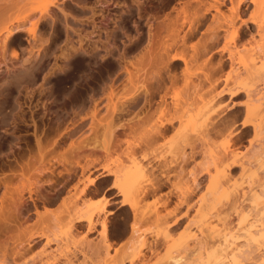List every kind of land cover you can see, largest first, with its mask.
<instances>
[{
    "label": "rangeland",
    "instance_id": "374dc122",
    "mask_svg": "<svg viewBox=\"0 0 264 264\" xmlns=\"http://www.w3.org/2000/svg\"><path fill=\"white\" fill-rule=\"evenodd\" d=\"M42 1L19 5L18 12H15L16 7H12L13 13L8 8L7 15L0 1L1 14L5 15L0 16V26L4 23L1 28ZM56 1L57 6L51 7L50 16L45 17L35 31L32 23L39 14L29 16L30 21L23 22L24 33L17 34L0 49V206H8L9 196L15 198L17 192H23L27 206L22 213L24 225L21 228L28 230L29 227L30 232L35 229L45 237L25 252L11 256V245L14 246L11 241L22 237L19 233L15 238L18 232L14 236L17 231L14 228L3 232L0 234V264H62L61 256H76L74 264H103L104 256L113 258L125 254L131 215L127 208L119 207L121 198L115 191H107L112 177L98 178L87 194L76 201L79 205L87 198L97 203L108 199L110 213L106 221L112 241L108 253L104 250L99 225L88 233L85 224L76 223L72 233H65L66 236L63 232L66 230L55 225L66 210L71 209L82 182L97 176L101 166L106 170L128 166L131 152L137 159L147 156L142 163L147 166L149 176L142 179L141 185L149 190V196L140 202L139 209L146 214L154 210L161 215L175 213L162 224L149 221L139 227L141 237L136 239V246L146 241L151 246L154 244V250L141 249L145 259L135 264H170L169 258L177 256L183 257V264H198L192 255L198 233L189 223L196 210L210 206L215 212L223 210L224 215L228 213L226 222L235 225L237 214L232 207L227 208L229 202L251 210L254 204L241 196L242 189L264 175V157L261 165L253 161L255 155L264 153L262 10L257 12L251 0L243 1L238 18L234 17L227 0ZM213 5L218 7V12ZM4 17L8 20L4 21ZM241 19L251 20L244 23ZM234 31L238 37L232 41ZM203 43H207V49ZM172 56H182L185 61L171 62ZM138 59L141 60L139 65ZM161 61L168 62L169 66L164 68ZM128 62L134 63L135 68ZM242 80L247 86V90L243 87L242 91L250 90L252 99H257L258 104H255L263 110L258 111L261 115L257 117L246 112L248 94L243 92L233 99L229 96L231 91L245 86ZM237 82H242L239 87ZM142 84H146L148 93H143ZM134 94L136 98L129 104ZM211 99L214 100L210 111H205L207 115L202 118L198 115L200 121L197 118V123L188 124L187 115L196 114L200 105ZM190 103L193 105L187 110ZM112 109L122 111L109 117ZM182 113L184 117L175 118L163 138L148 146L144 144L153 126ZM145 116L147 120L143 119ZM246 120L257 126L256 134L249 125L242 126ZM120 125L124 128L116 129ZM207 126L214 129L210 141L203 144L201 139L210 128ZM111 129H115V136L105 150ZM178 129L195 143L197 151L191 160L192 152L181 141L184 137L178 135ZM36 136L40 137L46 151L49 150L40 161ZM73 148L75 153L71 155ZM53 150L56 153L53 154ZM56 150L65 151L67 160L60 152V161L67 162L56 161L60 158ZM182 150L189 154V159H182ZM68 161L88 170L81 173L80 167L75 166L76 170L68 178L64 172ZM26 162L29 164L23 171L19 164ZM213 162L217 164L214 167ZM205 166L209 173H200ZM93 167L100 168L94 171ZM36 172H41L40 176ZM194 178L196 187L192 185ZM151 179L158 183L156 190H151V182L155 183ZM29 191L39 216L32 213L34 205L27 198ZM186 213L187 218L180 226L170 233L165 232L173 219ZM210 222L218 223L214 217ZM122 225L127 228L123 234L119 233ZM46 240L51 243L43 247ZM260 253L254 252L253 257L264 256L263 251ZM204 254L203 251L202 256ZM256 257L253 259L257 262ZM254 260L246 263L253 264Z\"/></svg>",
    "mask_w": 264,
    "mask_h": 264
},
{
    "label": "bare ground",
    "instance_id": "6f19581e",
    "mask_svg": "<svg viewBox=\"0 0 264 264\" xmlns=\"http://www.w3.org/2000/svg\"><path fill=\"white\" fill-rule=\"evenodd\" d=\"M0 1L3 5L2 10H4L5 11L4 14H6L10 10L13 13V10L15 11V9L17 7H19V5H21V7H23V6H25L26 3L28 4L30 2L29 4H32V3L36 2L37 0H31V1H29V0H0ZM227 1H229L230 4L232 5L230 7V10L235 15L234 17L238 18V11L240 9L241 4H243L244 0H227ZM57 2L58 1H56V0H44V1L40 2L36 8L30 9L29 11L22 13V15L19 18H16L14 20V22L9 23V25H7L8 24L7 23L6 24L7 26L5 25L3 28H1L4 25V23H2L0 26V28H1L0 29L1 30L0 31V45H2V46H0V49H1V47L5 46L8 43V41L11 40L12 38H14L17 34L24 33L25 28H24L23 22H25L26 20L30 21V19H28L29 16H31L32 14H39L37 20H35V22L32 23V29H33V31H35V28L37 27V25L43 19H45V17H47L48 15L50 16L49 13H50L51 7L52 6L56 7ZM251 3L255 6V9L257 12L259 11L261 13V10H262V12L264 14V0H251ZM12 7L13 8L16 7V8L13 9ZM212 8L213 9L215 8V11L218 12L217 6H214ZM17 10H19V9L17 8L15 12H18ZM21 10H23V9H20V11ZM1 13H3V11L0 12V16H5ZM5 20H8V19L5 18L4 21ZM4 21H2V22H4ZM242 22L245 23V21H243V20H242ZM237 37H238V33H237V31H234V36H233L232 41H234ZM182 42H183V40H182ZM205 44H207V43H205ZM205 44H204V46H205ZM29 46H30V44H29ZM201 47H203V45H201ZM205 48H206V46H205ZM205 48H204V50L207 49V48L206 49ZM165 50L166 49H164L163 52H165ZM202 53H203V51H202ZM163 61H161V66H164V68L165 67L167 68L169 66L168 62H163ZM170 61L171 62H173V61L184 62L185 59L182 56H172ZM139 62H141L140 59H138L136 61L137 64ZM128 64H130V63L128 62ZM148 65L151 66V64H148ZM130 66H134V63L132 64V62H131ZM159 66H160V64H159ZM133 68H135V66ZM152 68L153 67H151V69ZM124 69H126L125 66H124ZM139 69H141V68H139ZM207 69H208V67H207ZM157 71H155V72L157 73ZM140 72H142V71H140ZM153 73H152V75H153ZM207 76L208 75L206 74L204 77L207 78ZM207 80L209 81L208 78H207ZM240 83H242V82H240ZM240 83H238V82L236 83L237 87H239L241 85ZM242 84H245V86H241L242 87V88H240L241 90L240 89L238 90V88L235 87L236 88L235 91L233 89H231V90H233V91H231V93L227 92V93H224L223 95H227L229 93L230 98L233 99L234 97H236L237 95H239L241 93L242 94L245 93V95L248 94L249 95L248 97L250 99H248L249 101L247 102V104L245 103L246 112L250 113V115H255V117H257V114H260V113H258V111H263V110H260L259 107L255 104V103H257V99H255V100L252 99V95H251L252 93H250V90L249 91H242L243 87L245 88V90H247L246 89V87H247L246 83L244 82ZM145 85L144 84L141 85L142 91H143V93H148L149 90L145 87ZM219 96H221V95H219ZM135 98H136V95L134 94L131 97L129 104L131 102H133ZM213 100L214 99L203 102L204 104L200 105L201 107H200V109H198L196 111V114L187 115V117L189 119L188 124L189 123L193 124V122L195 124V121L197 120V118L199 120V118H200L199 116H201V118L205 117L204 115H207V114H205V113H207L205 111L210 109L209 107H210V104ZM232 102H234V101H232ZM125 105H126V103H125ZM192 105L193 104H191V103L188 104L187 110H189V108ZM121 111H122L121 109H119V110L112 109L111 111L108 112V113H110L109 117H111L112 114L114 115V114L121 112ZM208 111H210V110H208ZM184 115L185 114L182 113V115H180V116L171 118L169 120L160 121L159 124L153 126V128H151V130L146 135L147 136V139H146L147 143L145 142L144 144H147V146H148V143H152V142L154 143L156 140H158V138L159 139H160V137L163 138L164 133H166L167 131H169L171 129L170 126L172 125L173 120L175 121V118H176V120H178L179 118L184 117ZM149 117L150 116H148V118ZM258 117H259V115H258ZM143 119L147 120L146 116ZM206 119H207V117H206ZM197 122L198 121H196V123ZM252 122L253 121H251V120H246L242 123V126L249 125L250 127H252L253 132H255L257 126ZM179 123H181V121ZM122 127L123 126L120 125L119 127L117 126L116 129H119ZM207 127H210V128L206 129V133L203 136V139H201L202 141L200 140L201 143L203 142V144H207L208 141H210V139H211V138L209 139L210 133L214 129L211 126H207ZM180 128H181V126H180ZM114 131H115V129H111L108 131V134H109L108 138L109 139H108V143L104 147L105 150H108V148L110 146L109 141H110L111 137L113 138V136H115ZM177 133L179 136L181 135L180 137H184L181 139V141L186 143V147H188L189 150H191L189 152H192L190 154L191 156H189V154L187 155L186 152L182 150L183 151V152H181L182 159L187 160L190 158V160H191L192 159L191 157L197 151V150L195 151V149H196L195 143L192 141V139L189 136H183L182 135V129H178ZM255 134H256V132H255ZM229 135H231V134H229ZM114 139H115V137H114ZM34 140H35V145L37 148L36 149L37 156H38V159L40 161L43 158V156L45 155L44 152L47 149H45L46 147L44 144H43L44 146L42 145V142H41V139L39 136L34 137ZM114 142H112V144H114ZM51 145H53V143ZM137 146H139V145H137ZM46 152H49V150ZM53 152H54V150L52 151V153ZM60 152L61 153L63 152L62 153L63 157L66 155V154L64 155V152H65L64 150L60 151ZM60 152L57 151L58 154H56V155H59L58 157H60V158H57L56 161H58V163L64 164L67 161H65V162L60 161V159L62 158L60 155L61 154ZM72 152L75 153L74 148L72 151H70L69 154L72 155ZM54 153H56V152H54ZM133 153L134 152H131L129 154L130 161H129L128 166L124 167L123 165H121L116 170H113V169L106 170L105 167L101 166V168L99 167L101 172L98 173L97 176H95L93 178H87L85 183L80 180L83 183V186L79 190L78 194H76L77 196L74 195L73 198H75V199H73L74 202H72L74 204L71 203L72 207L71 206L68 207V209L70 207H71V209H69V211L66 210L67 212L64 215V217L62 219H60L58 221V223L55 225L56 228L60 229L62 227L63 230H66L63 232H64V234L67 233L68 235L72 233V230L75 228L76 223L85 224L86 225V232H88V233L92 230H95L96 225H99V227H100L99 234L101 236L102 242L104 243V250L106 253H108V250L111 248V242H112L111 239L109 238L110 235H109V231H108V223L106 221V215L110 213V211L107 209V205L109 204L108 199L104 198L103 201L101 200L102 202L100 201V203L99 202L97 203V201H94V200L87 198L84 201H82V203H80L79 205H77L79 202L77 203L76 201L81 200L80 197L87 194V190L89 189V187L94 185L98 178H100V177H112V182H111L110 186L107 188V191L108 190L109 191L114 190L116 195L121 198V200L119 201V207L127 208V210L129 211V213L131 215V220H130V224L128 225V235L130 236L129 240H128L129 242L127 243V246H126V252L125 251L123 252L125 254H122V256H119V257L115 256L113 258H109V256H104L106 259H103L104 257L101 258L107 264H123L125 261L128 262L127 264H135L136 262L141 261L142 259H145V255L143 254V252H141V249L147 248V249H149L150 252H153L151 250H154V249H152L154 244L151 246L148 242L143 241L139 245L136 246V243H137L136 239H138V237L139 238L141 237V234L139 232V227L143 223H146L149 221H153L156 224H162L167 220V218H169L175 214L174 212H169V213H166L165 215H161L156 210L152 211L149 214H146L142 210L139 209L140 202L149 196V190L145 189L141 185L142 179L145 178L146 176H149V173H148L149 171H148L147 166L143 165V163H142L143 160H146L145 158L147 156L144 155L141 159H137ZM259 155H262V153H259ZM188 156H189V158H188ZM255 156L253 157V158H255V160L252 158L253 161L255 163L261 165L263 163L262 158L264 157V153L262 156H257V157H255ZM31 159H33V157ZM63 159H65V157ZM65 160H67V159H65ZM41 163H44V161ZM28 164L29 163H27V162L25 164L21 163V164H19V167L21 168V170H23V169H26L28 167ZM66 164H67L68 168H64V170H65L64 172H65V174L68 175V178H69L70 174L74 173L75 168L73 169V167H75V166L80 167V172L82 171L81 173L86 171L84 169L88 170L87 167L83 168V166L81 167L80 164L75 163L76 164L75 165L73 163L72 165H74V166H72L70 164V162L66 163ZM90 164L92 166V163H90ZM90 164L87 166H90ZM214 165H217L216 162L215 163L213 162V167H214ZM207 166H205L206 168H202L200 173H209ZM99 168H94L93 170L97 171V170H99ZM228 169L229 168H227V171H228ZM41 172H44V171H41ZM41 172H39V174H41ZM46 172H48V171L46 170ZM51 172L52 171H50L49 174L53 175V173L51 174ZM36 173L38 174V172H36ZM59 175H60V173L58 174V176ZM37 178H38V176H37ZM49 180H51V178ZM152 181H154L155 183L151 182V185H150L151 190H153V189L156 190V188H158V183L156 180H152ZM3 182H5V181H3ZM49 182H47V183L49 184ZM192 185H193V187L197 186L196 178L193 179ZM248 185L249 186H247L245 189H242L241 196H243L244 199H247L249 201V204H251V205L254 204L251 207L252 208L251 210H253V211L248 210V209L245 210L246 208H241L240 207L241 205L238 206V204H235L234 202L230 203L228 201L229 205L227 208L232 207L233 208L232 210L237 214V216H236L237 221H235V225L232 226L231 223L226 222V220H227L226 217L228 214L227 212H225V215H226L225 216L223 210H220V209L217 210L216 209V212H215V209H213V207H211V206H210V208H206V209L205 208H202V209L198 208V210H196V212L194 213L195 214L194 218L189 220L191 227L192 226L196 227V230L198 233L197 235L200 236V237H198V236L196 237L198 239H195L196 240L195 249L192 252V255L196 257V261L198 262V264H241L243 261H244L243 263L245 264L246 262L248 263L250 260L251 261L254 260L253 258L256 257V256L253 257L254 252H259V253L260 252L262 253V251L264 252V175H262L260 178H257L256 181L252 182V184H248ZM39 186H40V184H39ZM75 189H77V188H75ZM34 195H36V194H34ZM227 196H230V195H227ZM5 198H3V199H5ZM27 198L29 201H31L32 205H34L33 206L34 212H32V213L35 214L36 216H39L40 214L38 213V210L35 207L34 199H32L33 197H31L30 191H29V195ZM228 199H229V197H228ZM233 201H234V199H233ZM8 202H9L8 206H6V204H5L6 207L0 206V234H2L3 232H4V234H5V232L8 233L9 231H12V228L17 230V231L15 230L16 232L14 233V236L18 232V235H16L15 238L19 237V233H20V236L22 237L21 240L19 237L18 240L14 239L17 242L13 241V240L11 241V244L13 242L14 246L11 245V247H13V250H10L11 251L10 255L14 256V255H19L20 253H22V251L25 252V250L30 249L33 245L37 244V242L40 241L41 239L45 240V237L40 232H38V231L36 232L35 229L33 230V227H32V229L30 227V229L35 231V232L28 231L29 230L28 226H26V227H28V230L25 229V227L21 228L22 225H24V224H22V223H24V222H22V220H24V216H22V213L26 209V206H27V200L24 197L23 192H17L15 198H12L11 196H9ZM185 202H186V200L184 201V203ZM2 203L3 202L1 201V204ZM3 207H5V208H3ZM214 207H216V206H214ZM65 209H66V207H65ZM212 209H213V212H212ZM46 210L47 209H44V213L47 212ZM213 217H214V219H216L218 221L217 224H212L210 222V220ZM20 218H23V219L20 220ZM185 218H187V213L184 214V216H182V217H179V218L177 217L176 219H173V221L171 223H169L168 227H166L165 232L170 233L171 230L180 226L182 221ZM62 223H64V225ZM187 225H188V223H187ZM188 227H189V225H188ZM119 229H120L119 233H121V234L127 232V228L125 225H122ZM67 234H65V236ZM146 234H149V233H146ZM50 243H51L50 241L46 240L44 245H42V246L45 247ZM92 250L97 251L98 249L92 248ZM124 250H125V248H124ZM203 251L206 252V254H204L205 256L204 255L202 256ZM1 253L3 255L5 254L3 252H1ZM8 255H9V253H8ZM256 255H257V253H256ZM61 257L63 258L62 264H74L73 258H76V256L75 257L74 256H61ZM257 257H258V255H257ZM257 257H256V260L258 259L257 262L254 260L255 263L254 262H252V263L253 264H264V256H259V258H257ZM169 261H170V264H183V262H184L182 256L171 257V258H169ZM104 262H103V264H105ZM81 263H79V264H81ZM56 264H57V262H56ZM249 264H251V263H249Z\"/></svg>",
    "mask_w": 264,
    "mask_h": 264
},
{
    "label": "crops",
    "instance_id": "0c3cea01",
    "mask_svg": "<svg viewBox=\"0 0 264 264\" xmlns=\"http://www.w3.org/2000/svg\"><path fill=\"white\" fill-rule=\"evenodd\" d=\"M250 2V1H249ZM247 17V13L245 14V16L243 17L244 19ZM243 19H241L240 21H242ZM250 20L251 19H248L247 21H245V22H247V23H250ZM244 21V20H243ZM173 62H176V61H173Z\"/></svg>",
    "mask_w": 264,
    "mask_h": 264
}]
</instances>
